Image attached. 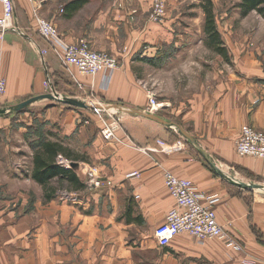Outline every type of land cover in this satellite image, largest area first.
I'll list each match as a JSON object with an SVG mask.
<instances>
[{
	"label": "crops",
	"instance_id": "crops-1",
	"mask_svg": "<svg viewBox=\"0 0 264 264\" xmlns=\"http://www.w3.org/2000/svg\"><path fill=\"white\" fill-rule=\"evenodd\" d=\"M73 1L43 0L37 14L65 41L84 38L93 51L115 57L118 68L102 88V74L84 76L63 65L60 51L37 33L36 3L14 2L13 31L0 41L6 83L0 104V264H264V159L240 157L235 150L242 126L264 132V17L255 11L241 17L239 8L226 12L212 0L230 64L219 65L198 85H140L141 59L160 58L163 45L203 38L196 30L204 21L201 8L194 18L181 0H162L166 15L157 24L149 20L154 0H87L75 11L65 9ZM148 92L159 104L153 115L167 124L128 115L148 113ZM80 97L123 109L136 134L119 129L113 141H104L92 126L99 115L58 101ZM42 143L60 149L57 156L74 164L81 183L95 166L111 186L84 200L57 178L43 188L32 178L34 150ZM166 172L218 198L216 220L239 249L224 238L198 240L187 233L158 247L154 231L175 207L164 185ZM48 193L53 198L46 201ZM90 198L95 208L88 209Z\"/></svg>",
	"mask_w": 264,
	"mask_h": 264
},
{
	"label": "built area",
	"instance_id": "built-area-1",
	"mask_svg": "<svg viewBox=\"0 0 264 264\" xmlns=\"http://www.w3.org/2000/svg\"><path fill=\"white\" fill-rule=\"evenodd\" d=\"M16 0H0V41H3L4 34L9 29L14 13V2ZM35 2V23L38 35L53 49L61 53L63 65L74 67L79 74L95 77L102 74V88L110 83L111 74L118 68V61L115 57L105 52H95L90 48L89 42L80 38L74 42L65 41L58 33L51 21H48L37 14L43 0H27ZM166 15V6L162 0H154L149 11V20L160 24ZM41 55L45 51H40ZM47 86L48 79L44 82ZM6 89L5 80L0 77V104ZM155 95L148 92V108L151 114L158 110ZM120 126L116 120H112L101 131V137L106 142L115 139ZM235 150L240 157H253L264 159V132L244 125L240 129L238 139L235 141ZM57 165L64 169L71 168V161L63 156L56 157ZM138 178L137 173L132 174ZM164 185L175 201V207L171 208L164 217V222L155 229L154 238L158 247L165 248L179 234L187 233L198 240L224 238L227 246L239 249V246L226 237L223 228L218 224L213 206L218 202L215 196H204L197 193L192 183L179 178L172 173L166 172L163 176ZM91 189H99L103 186H111L110 181L101 179L98 169L95 166L88 167L85 173V183ZM201 201H205L204 204Z\"/></svg>",
	"mask_w": 264,
	"mask_h": 264
},
{
	"label": "rangeland",
	"instance_id": "rangeland-1",
	"mask_svg": "<svg viewBox=\"0 0 264 264\" xmlns=\"http://www.w3.org/2000/svg\"><path fill=\"white\" fill-rule=\"evenodd\" d=\"M46 1L48 2L49 0ZM181 1L183 2V5L185 7L184 11L186 12L188 9L192 8L191 9L192 12L189 13L194 18H197L198 11L200 8L199 4H197L198 2L196 0H181ZM213 1H216L220 5H222V8L226 10V12H229L231 9L238 8L237 7L238 3L236 2V0H213ZM216 14L217 11H215V17ZM241 17H245V16H241ZM202 27L203 24L197 22L196 30H198L197 33H199L200 35L203 34ZM9 31H13V27H10L6 31V34ZM202 37L203 38L201 40L196 38L198 40L195 39L194 41H184L177 44L163 45L158 49L160 58L156 57L155 59L150 60V58L146 57L144 59H141L140 61H142V64L140 66H137L139 67L137 78L141 80L140 85H198L200 79L201 80L208 79L212 75L213 70L215 68H218L219 65L228 64L229 62H226L223 58H220L219 56L215 55V52L206 45V36L204 34L202 35ZM251 42L253 44L256 43L254 40ZM217 57H219L220 60H222V62H219L220 60ZM146 60L150 62H147ZM197 63H199L200 65L199 67L196 66ZM157 80H159L160 82L159 84L157 83ZM78 101H81L87 104L88 106H90V108L87 109L89 113H94L95 115H99V117L96 118V123L92 124V126L95 129L97 127L98 131H101L112 120H116L120 126V129H122L128 134H132V135L136 134L135 121L128 117L129 114L125 116L126 114L123 113L126 112H123V109L120 111L117 108L116 111L114 112V115L110 116L111 114H109L107 111L100 109L101 105L94 104L88 101V99H86L85 97H80ZM102 117H105L107 120H109V122L106 123V121ZM84 120H85L84 118H81L80 119L81 123H83ZM145 120H147V122L149 123H151L152 121L149 118H145ZM38 128L36 131L37 133H38ZM159 134H161V132H159L158 135ZM20 156L22 161L24 162L27 161L26 152H24ZM70 169H72V166ZM84 183L85 180L83 184ZM105 187L106 186H103L99 189H91L87 187L86 184H84V189L78 191V198L84 200L86 199L84 195L92 194L93 192L98 193L100 195H104V192L102 191L103 188ZM63 189L68 190V187L64 185ZM98 205L100 206L101 203H99ZM95 207H96L95 203L92 201V198H90L88 209H92Z\"/></svg>",
	"mask_w": 264,
	"mask_h": 264
},
{
	"label": "trees",
	"instance_id": "trees-1",
	"mask_svg": "<svg viewBox=\"0 0 264 264\" xmlns=\"http://www.w3.org/2000/svg\"><path fill=\"white\" fill-rule=\"evenodd\" d=\"M196 1L204 14L202 31L206 36V45L216 54L220 55L226 62L230 63L224 43L221 41L220 35L217 31L213 1ZM86 2L87 0H76L66 5L65 9L75 11L78 8H81ZM237 7L240 10L241 16H246L250 12L255 11L257 14L264 17V0H240ZM146 61L150 62L148 60ZM58 152H60V149L54 144L49 143H42L38 149L34 150L32 158V178L34 181L45 188L54 178H57L60 181H64L67 186L73 188V190L80 191L84 189V184L79 181L72 169H64L63 167L57 165L56 157ZM44 198L46 201H49L53 198V195L48 193L44 196Z\"/></svg>",
	"mask_w": 264,
	"mask_h": 264
},
{
	"label": "water",
	"instance_id": "water-1",
	"mask_svg": "<svg viewBox=\"0 0 264 264\" xmlns=\"http://www.w3.org/2000/svg\"><path fill=\"white\" fill-rule=\"evenodd\" d=\"M49 99L51 98V96H47ZM33 100H28V101H25L23 103H21L20 105H18L16 107V111H19L23 108H26L30 103H32ZM59 102L63 103V104H66L68 106H71V107H75V108H80V109H88L90 108V106H88L87 104L81 102V101H78V100H75V99H60L58 100ZM100 109L102 110H105L107 112H112V110H116L117 108L113 107V108H109V107H101L100 106ZM118 110H122V109H118ZM128 114H132L134 116H142V117H145V118H149L157 123H160V124H167L166 122L162 121L161 119H159L156 115H153L151 113H142L140 111H127ZM177 133L179 135H181L182 137H184L185 139L187 140H192V138L190 137V135H188L180 126L178 125H174ZM72 167L74 166V164L72 163L71 165Z\"/></svg>",
	"mask_w": 264,
	"mask_h": 264
}]
</instances>
